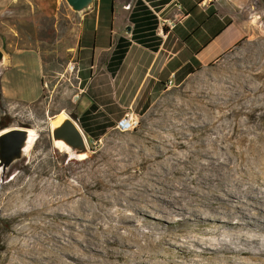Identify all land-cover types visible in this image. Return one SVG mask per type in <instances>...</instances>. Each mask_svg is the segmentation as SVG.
I'll use <instances>...</instances> for the list:
<instances>
[{"label": "rangeland", "instance_id": "374dc122", "mask_svg": "<svg viewBox=\"0 0 264 264\" xmlns=\"http://www.w3.org/2000/svg\"><path fill=\"white\" fill-rule=\"evenodd\" d=\"M258 1L257 9L263 11L264 0ZM251 8L252 0H244L236 6L238 39L228 49L194 69L182 82L165 88L145 109L134 110L139 117L135 128L120 131L112 127L98 138L83 133L90 149L85 159L56 147L51 138V120L64 104L57 82L62 76L57 71L44 73L46 83L40 99L35 102L18 100L14 97L20 96L23 86L35 75L32 68L38 53L34 49L10 53V62L0 74V129L1 121H5L4 127L27 126L37 136L26 156L15 163L11 176L1 180L0 172V264H18L31 248L44 255L46 244H43L45 249H41L33 240L46 235L52 221L50 212L66 201L85 196L96 203L103 190L101 181H120L132 177L134 172L142 176V166L147 159H153L154 154L158 156L164 141H173L183 126L188 127L189 118L193 130L208 122L197 104L264 100V11L257 18H245ZM76 26V14L65 0H0V39L4 40L0 48L6 54L13 48L38 46L67 63L71 58L67 49L76 37ZM65 56L68 57L65 59ZM1 77L5 78L3 83L13 97L3 92ZM49 79H53V88ZM213 109L216 114L222 113L217 121H235V114L242 111L243 117L249 114L250 123L256 130H262V127L264 130V111L261 109ZM200 132L210 133L211 130L202 128ZM240 136L238 132L234 139ZM182 137L178 150L183 153L188 151L187 145L193 134ZM114 165L126 166V169L116 171ZM255 171L261 180L264 173L261 174L257 166ZM50 182L59 185L56 193L49 190ZM80 228L86 229L85 226ZM187 228L180 225L172 230L182 234ZM164 248L170 246L165 244L155 248L154 256L163 259L180 255L176 248L171 253Z\"/></svg>", "mask_w": 264, "mask_h": 264}, {"label": "bare ground", "instance_id": "6f19581e", "mask_svg": "<svg viewBox=\"0 0 264 264\" xmlns=\"http://www.w3.org/2000/svg\"><path fill=\"white\" fill-rule=\"evenodd\" d=\"M197 107L207 123L193 130L189 118L188 127L183 126L173 141H164L158 156L147 159L142 176L134 172L120 181H101L98 202L85 196L76 201L66 198L68 202L50 212L46 235L33 240L41 249L46 244V253L31 248L17 263L264 264V175L259 180L255 171L257 166L264 173V130H256L242 111L235 114V121H217L222 113L213 109L264 111V100L201 102ZM65 116L53 118L51 127ZM202 128L211 132L201 133ZM26 129L24 152L36 136L32 128ZM238 132L241 136L234 139ZM189 133L193 137L182 153L180 140ZM53 142L75 155L62 138ZM76 156L85 159L88 153L81 150ZM49 185L56 193L59 185ZM180 225L188 227L184 233L172 230ZM165 244L170 246L166 252L176 248L180 255L155 257V248Z\"/></svg>", "mask_w": 264, "mask_h": 264}, {"label": "crops", "instance_id": "0c3cea01", "mask_svg": "<svg viewBox=\"0 0 264 264\" xmlns=\"http://www.w3.org/2000/svg\"><path fill=\"white\" fill-rule=\"evenodd\" d=\"M242 1L93 0L89 8L74 11L76 37L67 53L69 61L77 64L76 72H67L69 61L64 63L38 46L7 52V63L16 50L38 53L34 77L14 98L39 100L44 73L57 71L62 76L57 80L59 96L64 100L57 115L75 112L85 135L103 136L125 111L145 109L165 88L228 49L238 39L235 11ZM1 79L3 92L9 95L5 78Z\"/></svg>", "mask_w": 264, "mask_h": 264}, {"label": "water", "instance_id": "95a60500", "mask_svg": "<svg viewBox=\"0 0 264 264\" xmlns=\"http://www.w3.org/2000/svg\"><path fill=\"white\" fill-rule=\"evenodd\" d=\"M73 11L81 12L92 5L93 0H65ZM258 0H252V8L245 14V18H257L263 11L257 9ZM254 6V8H253ZM7 54L0 48V74L7 65ZM67 113V112H66ZM77 113L70 112L55 127L50 126L52 141L60 137L72 148L78 155L79 151L84 150L89 153L86 138L76 123ZM27 126H7L0 129V172L1 180L11 176L14 171L15 163L20 161L30 151L24 152L23 147L27 138ZM37 136V133H36ZM36 139V138H35Z\"/></svg>", "mask_w": 264, "mask_h": 264}, {"label": "built area", "instance_id": "2783aa9c", "mask_svg": "<svg viewBox=\"0 0 264 264\" xmlns=\"http://www.w3.org/2000/svg\"><path fill=\"white\" fill-rule=\"evenodd\" d=\"M169 26H173V21H167ZM67 72H76L77 71V64L74 59L69 61L66 65ZM139 123V117L137 112L133 109H128L125 111L121 116H119L115 121L113 127L120 130L126 131L135 128Z\"/></svg>", "mask_w": 264, "mask_h": 264}, {"label": "trees", "instance_id": "16d2710c", "mask_svg": "<svg viewBox=\"0 0 264 264\" xmlns=\"http://www.w3.org/2000/svg\"><path fill=\"white\" fill-rule=\"evenodd\" d=\"M6 125H7V122H5V121H1V126H2V127L6 126Z\"/></svg>", "mask_w": 264, "mask_h": 264}]
</instances>
